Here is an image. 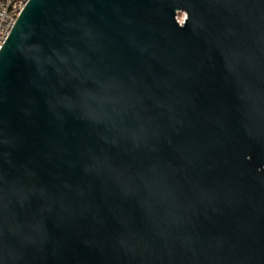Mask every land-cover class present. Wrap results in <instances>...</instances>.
<instances>
[{"label": "water", "instance_id": "95a60500", "mask_svg": "<svg viewBox=\"0 0 264 264\" xmlns=\"http://www.w3.org/2000/svg\"><path fill=\"white\" fill-rule=\"evenodd\" d=\"M0 264H264V0H30Z\"/></svg>", "mask_w": 264, "mask_h": 264}, {"label": "built area", "instance_id": "2783aa9c", "mask_svg": "<svg viewBox=\"0 0 264 264\" xmlns=\"http://www.w3.org/2000/svg\"><path fill=\"white\" fill-rule=\"evenodd\" d=\"M30 0H0V51Z\"/></svg>", "mask_w": 264, "mask_h": 264}, {"label": "rangeland", "instance_id": "374dc122", "mask_svg": "<svg viewBox=\"0 0 264 264\" xmlns=\"http://www.w3.org/2000/svg\"><path fill=\"white\" fill-rule=\"evenodd\" d=\"M185 17H186L185 13H179V14H178V20H179L180 22H182V21L185 19Z\"/></svg>", "mask_w": 264, "mask_h": 264}]
</instances>
